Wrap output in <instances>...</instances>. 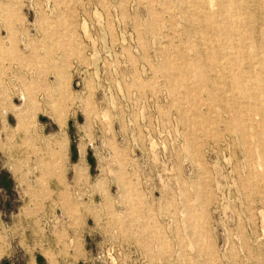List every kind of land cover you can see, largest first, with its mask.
<instances>
[{"label":"rangeland","instance_id":"1","mask_svg":"<svg viewBox=\"0 0 264 264\" xmlns=\"http://www.w3.org/2000/svg\"><path fill=\"white\" fill-rule=\"evenodd\" d=\"M182 5L0 0V264H264V40Z\"/></svg>","mask_w":264,"mask_h":264},{"label":"bare ground","instance_id":"2","mask_svg":"<svg viewBox=\"0 0 264 264\" xmlns=\"http://www.w3.org/2000/svg\"><path fill=\"white\" fill-rule=\"evenodd\" d=\"M182 8L187 13L188 30L192 31L194 20L198 21L201 30L210 28L214 31L215 36H207L199 38L194 43V49L201 59L208 55L209 64L206 67H200L196 75L198 79L204 82L205 85H212L211 80L221 79L226 77V65L215 56L218 49L226 48L227 39L222 34L230 30L234 24L233 17L236 21L248 25L249 30L244 35L238 34L240 39H248L251 44L260 47L258 40H264V0H181ZM214 5L218 9H214ZM215 10V11H214ZM243 16V17H242ZM237 17V18H236ZM237 22V23H238ZM224 55L231 57L234 51L225 49ZM264 58V49H262ZM178 69L179 68H175ZM182 73V70H179ZM256 82L251 80L250 86ZM244 94H247V91ZM260 104H256L257 113H264V98L260 100ZM257 117V116H256ZM255 117V118H256ZM258 131L264 133V121L257 125ZM261 130V131H260ZM253 139V138H252ZM253 141V140H252ZM258 152V150H257ZM259 160V159H258ZM260 169V168H259Z\"/></svg>","mask_w":264,"mask_h":264},{"label":"water","instance_id":"3","mask_svg":"<svg viewBox=\"0 0 264 264\" xmlns=\"http://www.w3.org/2000/svg\"><path fill=\"white\" fill-rule=\"evenodd\" d=\"M6 264H9V263H6Z\"/></svg>","mask_w":264,"mask_h":264}]
</instances>
